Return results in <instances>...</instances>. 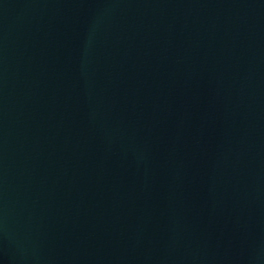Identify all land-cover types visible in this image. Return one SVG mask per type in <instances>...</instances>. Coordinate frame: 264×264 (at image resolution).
<instances>
[{"label":"water","instance_id":"obj_1","mask_svg":"<svg viewBox=\"0 0 264 264\" xmlns=\"http://www.w3.org/2000/svg\"><path fill=\"white\" fill-rule=\"evenodd\" d=\"M0 264H264V0H0Z\"/></svg>","mask_w":264,"mask_h":264}]
</instances>
